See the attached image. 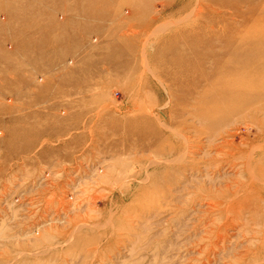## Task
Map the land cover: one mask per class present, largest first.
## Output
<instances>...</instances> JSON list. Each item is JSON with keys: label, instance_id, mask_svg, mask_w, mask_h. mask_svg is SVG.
Here are the masks:
<instances>
[{"label": "rangeland", "instance_id": "374dc122", "mask_svg": "<svg viewBox=\"0 0 264 264\" xmlns=\"http://www.w3.org/2000/svg\"><path fill=\"white\" fill-rule=\"evenodd\" d=\"M258 80L264 0H0V264H264Z\"/></svg>", "mask_w": 264, "mask_h": 264}, {"label": "bare ground", "instance_id": "6f19581e", "mask_svg": "<svg viewBox=\"0 0 264 264\" xmlns=\"http://www.w3.org/2000/svg\"><path fill=\"white\" fill-rule=\"evenodd\" d=\"M244 39H245V38H244ZM256 39H257V38H256ZM253 82H254V83H252V82L250 83V82H249L248 84H244V83H245V81H244V82L241 83L240 86H239L240 83H237L236 86L234 85L233 87H231V88H232V91H233L234 93L238 94V96H239V94H240V95L242 94V96H245V95H243V92L248 93L249 90H252V91H253V90H254L253 88L255 87V85H256V84L258 85L259 80H258V81H253ZM255 83H256V84H255ZM222 88H223V87H222ZM228 88H230V87H228ZM231 88H230V89H231ZM227 91H228V90H226V88H223V89L221 90V92H223V93H225V92H227ZM263 92H264V91H263ZM263 92H262V93H263ZM259 93H260V94H259ZM259 93H256V92L253 91L251 94H257V95H260V96H261V95H262L261 91H260ZM244 104H245L246 106H247V105H250L249 103H245V102H243L242 104L239 105V107L242 108L243 106H245ZM214 114H216V113H214ZM226 143L229 144L228 141H225V144H226ZM222 145H223V144H222ZM164 152H165V151H164ZM164 152H163V153H164ZM178 157H179V156H178Z\"/></svg>", "mask_w": 264, "mask_h": 264}]
</instances>
